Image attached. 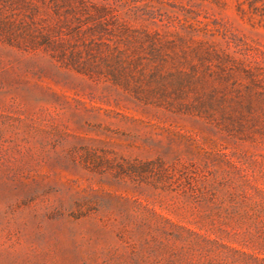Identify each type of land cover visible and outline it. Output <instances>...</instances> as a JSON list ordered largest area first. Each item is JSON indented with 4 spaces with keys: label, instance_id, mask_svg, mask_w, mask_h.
Segmentation results:
<instances>
[{
    "label": "rangeland",
    "instance_id": "1",
    "mask_svg": "<svg viewBox=\"0 0 264 264\" xmlns=\"http://www.w3.org/2000/svg\"><path fill=\"white\" fill-rule=\"evenodd\" d=\"M0 264H264V0H0Z\"/></svg>",
    "mask_w": 264,
    "mask_h": 264
},
{
    "label": "trees",
    "instance_id": "2",
    "mask_svg": "<svg viewBox=\"0 0 264 264\" xmlns=\"http://www.w3.org/2000/svg\"><path fill=\"white\" fill-rule=\"evenodd\" d=\"M18 22V21H17ZM19 23H22V22H19Z\"/></svg>",
    "mask_w": 264,
    "mask_h": 264
}]
</instances>
